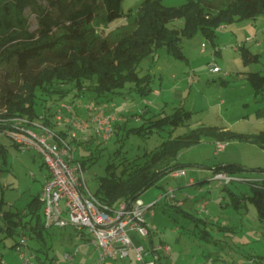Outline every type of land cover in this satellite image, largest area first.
I'll list each match as a JSON object with an SVG mask.
<instances>
[{
  "label": "rangeland",
  "instance_id": "374dc122",
  "mask_svg": "<svg viewBox=\"0 0 264 264\" xmlns=\"http://www.w3.org/2000/svg\"><path fill=\"white\" fill-rule=\"evenodd\" d=\"M142 1L122 0V9H132L135 13ZM161 1L165 6L177 7L189 0ZM104 11L101 9L100 12ZM46 12L58 17L63 14V8L52 5L49 0H36L24 5L15 0H0V20L10 18L12 21V27H0V33L35 30ZM183 23V18H175L168 25L181 27ZM93 26L96 33L117 43L138 27V23L133 14L111 23L97 18ZM217 32L216 44L201 32L191 38L184 37L182 48L186 59L175 57L165 47H159L141 61L140 71L154 74L152 86L159 93L153 90L148 95H140L130 91L132 84L129 83L119 93L110 96L107 105L123 109L128 120L118 133L101 142L103 149L98 158L88 161L85 179L92 192L100 186V177L107 173L109 164H113L115 172L121 173L136 162V157L153 149L168 136L167 129L149 135L130 132V128L148 121V117L171 114L179 106L191 110L193 116L189 124L177 128L175 135L200 123L224 125L250 133L264 129V101L255 96L246 76V71L264 73V14L222 24ZM239 44L249 46L252 52L262 53L261 59L245 62ZM213 64L219 66V71L212 70ZM11 79H14L12 72L0 68V83ZM84 93L91 95L92 99L93 92ZM76 98L68 96L52 101L51 109H56V102L74 103ZM143 108L150 110L139 115L140 120L133 117L132 113H139ZM0 140L7 146L0 156V204L24 210L31 197L43 191L45 176L50 170L39 149L23 151L11 136L5 134L0 135ZM216 142L213 137L204 136L200 143L183 149L178 160L184 164L186 175L168 173L140 195L146 205L155 203L147 216L158 225L156 240L163 239L172 247L171 253H163L164 264H264V220L258 217L257 207L244 194L251 192V184L238 180L229 183L228 186L236 193V198H233L225 185L212 180L214 168L229 163L246 167L241 172L244 177L264 175V170H260L264 169V148L250 140H231L227 141L225 149L217 151ZM91 149H95V145H91ZM85 154L87 149L80 145L76 156ZM191 177L196 183H189ZM171 188L176 194L173 200L165 195ZM174 200H182L185 204ZM206 201L209 211L202 212L200 205ZM181 209L192 212L199 223L184 216ZM151 211L154 212L152 215ZM201 218L208 222L203 223ZM23 235L28 239L26 251L33 252L36 264H39L36 255L42 257L43 264H100L95 245L85 244L73 226L49 227L45 243ZM23 235L8 236L0 231V264H23L21 250L17 248ZM76 250L72 259L65 257L67 252ZM127 261L139 264L134 255ZM119 262L122 261L116 264Z\"/></svg>",
  "mask_w": 264,
  "mask_h": 264
},
{
  "label": "trees",
  "instance_id": "16d2710c",
  "mask_svg": "<svg viewBox=\"0 0 264 264\" xmlns=\"http://www.w3.org/2000/svg\"><path fill=\"white\" fill-rule=\"evenodd\" d=\"M15 1L24 5L36 0ZM49 1L54 6H61L63 14L52 17L46 12L35 30L0 33V68L11 71L14 76V79L0 83V117L37 118L41 112L50 115V102L68 96H80L79 99H83L86 91L93 92L92 99L89 95V100L107 104L112 94L119 93L129 83L132 84L130 91L148 95L154 90V74L150 71L142 73L139 65L159 47H165L175 57L186 59L182 48L184 37L191 38L201 32L216 44L220 25L264 14V0H189L177 7L165 6L161 0H143L135 13L132 9H122V0ZM101 9L105 11L100 12ZM133 14L138 27L121 37L117 43L95 32L93 22L97 18L111 23ZM175 18L184 19L181 27L168 25ZM11 22L10 18L0 20V27L9 29L12 27ZM239 47L247 63L259 61L262 57V53L252 52L244 44ZM246 76L255 96L264 101V73L246 71ZM192 116L191 110L179 106L171 114L158 118L148 117V121L130 128V132L138 134L149 135L165 129L169 134L156 147L136 157V162L125 167L121 173L115 172L113 164H109L106 167L107 173L100 177L96 196L113 208L123 200L140 198L143 192L164 175L183 169L184 164L178 160L180 152L200 143L204 136L226 142L250 140L264 148V129L250 133L224 125L200 123L175 135L176 129L188 125ZM127 120L128 118L115 124V133L119 132ZM47 122L56 127L50 117ZM2 126L4 124L0 122V127ZM104 141L94 136L89 142L80 144L87 149V154L78 157L84 167L88 161L98 158L103 149L101 142ZM0 143L3 154L7 146L4 141L0 140ZM91 145H95V149H91ZM245 169L247 168L233 163L214 168L215 171L223 170L237 175H241ZM254 178L256 179L248 181L251 192L244 194L257 207L258 217L264 220V175ZM224 187L236 198V193L228 184ZM173 205L181 206L176 203ZM181 211L184 216L199 223L192 212L186 209ZM44 216V202L39 192L31 197L24 210L5 207L4 216L0 219V231L6 232L8 236L27 234L45 243L48 227ZM201 221L208 222L203 218ZM220 227L225 228L224 225ZM156 229H152L151 233ZM36 257L39 264H43L42 257Z\"/></svg>",
  "mask_w": 264,
  "mask_h": 264
},
{
  "label": "built area",
  "instance_id": "2783aa9c",
  "mask_svg": "<svg viewBox=\"0 0 264 264\" xmlns=\"http://www.w3.org/2000/svg\"><path fill=\"white\" fill-rule=\"evenodd\" d=\"M211 68L214 71L220 69L216 64ZM77 108H83L85 115L78 113ZM49 114L41 112L37 118L0 117V122H5L0 127V135L11 136L23 151L29 148L39 149L50 170V177L45 181L41 192L45 225L48 228L73 226L80 237H89V241L97 247L100 264L126 259L132 253L139 264H162L159 253L152 256L153 250L134 237L136 233L141 239H146L151 235V230L157 228L147 217L155 203L146 205L141 198H137L133 201L123 200L114 208L109 206L89 189L85 179V167L76 156L80 144L89 142L92 137L110 139L115 133V124L122 120V115L107 104H99L93 100L83 102L79 98L74 99V103L56 102V109ZM48 117L57 128L47 122ZM226 146V141L216 142L217 151L225 149ZM172 173L186 175L184 169ZM254 179L256 178L230 174L223 170L215 171L212 177L220 185L234 180ZM190 183L196 182L191 178ZM165 195L172 200L176 198L173 188ZM174 201L183 203L182 200ZM207 203L206 201L200 205L202 212L209 211ZM4 211L5 207L0 205V219L4 216ZM27 240L23 235L17 244L23 264H36L33 252L26 251ZM161 248L166 253L172 251L170 244H164ZM77 251L67 252L65 257L72 259Z\"/></svg>",
  "mask_w": 264,
  "mask_h": 264
},
{
  "label": "crops",
  "instance_id": "0c3cea01",
  "mask_svg": "<svg viewBox=\"0 0 264 264\" xmlns=\"http://www.w3.org/2000/svg\"><path fill=\"white\" fill-rule=\"evenodd\" d=\"M249 47V46H248ZM154 92L155 93H159L160 91L156 88V89H154ZM163 92V91H162ZM161 92V93H162ZM83 100H89V95H86L85 97H84V99ZM113 109H116V107H114V105L113 104H111L110 105ZM120 108V107H119ZM116 110H118L119 112H121V115L123 116V118H124V116H125V118L124 119H122L121 121H124V120H126L127 118H128V116L127 115H125L124 114V110L123 109H116ZM150 109L149 108H143L139 113H137V112H134V113H132L133 114V117H136V119L137 120H140L141 119V117H139V115H142V114H145V113H147L148 111H149ZM77 112L78 113H80L81 115H85V111H84V109L83 108H77ZM127 117V118H126ZM50 177V172L45 176V181L48 179ZM192 178V177H191ZM190 178V179H191ZM190 179H189V183H190ZM194 179V178H193ZM141 198V197H140ZM185 204V202H183L182 203V205H184ZM154 212L153 211H151V215L153 214ZM148 217V216H147ZM149 219V218H148ZM150 220V219H149ZM151 221V220H150ZM155 225H156V227H157V229H158V225L156 224V223H154ZM157 229H156V231L155 232H153V233H151V235L148 237V238H146V239H141V237L138 235V234H136V233H134V237H135V239L136 240H142L144 243H145V245L148 247V248H151L152 250H153V252L151 253L152 254V256L154 255H156V254H158L159 253V256H160V259H161V261H162V264H164L163 263V260H162V256H163V253H165L166 251L165 250H163L162 248H161V246H163L164 244H165V242L163 241V239H160V240H156V237H155V235H156V233H157ZM82 238V237H81ZM83 240H85L84 242H85V244L87 243V242H90L89 241V237H85V238H82ZM146 242H148V243H146ZM91 243V242H90ZM93 244V243H92ZM166 244H169V243H166ZM94 245V244H93ZM94 251H97L98 252V250H97V247H95L94 246ZM167 254V253H166ZM132 255H134V253H132L130 256H132ZM129 256V257H130ZM128 257V258H129ZM135 257V256H134ZM128 258H126V259H123V260H121L122 262H119L118 264H130L131 262H129V261H127V259ZM119 260H115V261H112V262H110V263H108V264H116V262H118ZM174 261V260H173ZM138 262V261H137ZM139 263V262H138Z\"/></svg>",
  "mask_w": 264,
  "mask_h": 264
}]
</instances>
